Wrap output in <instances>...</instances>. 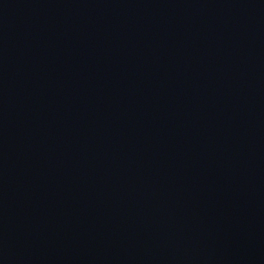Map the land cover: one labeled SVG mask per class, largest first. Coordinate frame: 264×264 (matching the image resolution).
Masks as SVG:
<instances>
[{
    "label": "water",
    "instance_id": "95a60500",
    "mask_svg": "<svg viewBox=\"0 0 264 264\" xmlns=\"http://www.w3.org/2000/svg\"><path fill=\"white\" fill-rule=\"evenodd\" d=\"M0 264H264V0H0Z\"/></svg>",
    "mask_w": 264,
    "mask_h": 264
}]
</instances>
